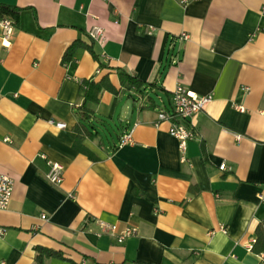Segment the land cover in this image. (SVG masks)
Returning a JSON list of instances; mask_svg holds the SVG:
<instances>
[{"label":"crops","instance_id":"0c3cea01","mask_svg":"<svg viewBox=\"0 0 264 264\" xmlns=\"http://www.w3.org/2000/svg\"><path fill=\"white\" fill-rule=\"evenodd\" d=\"M0 5L19 10L0 13L17 25L9 48L0 30V174L15 181L0 211V264H36L37 249L62 255L44 264L261 263L250 246L264 230V0ZM95 27L104 42L90 38ZM76 41L93 53L80 48L64 64ZM122 72L143 86L122 84ZM106 75L118 93L88 104L92 136L79 142L82 83ZM179 86L213 96L186 161L159 120ZM48 161L64 168L62 185L46 180ZM98 221L117 233L99 236ZM127 227L138 235L120 244Z\"/></svg>","mask_w":264,"mask_h":264},{"label":"built area","instance_id":"2783aa9c","mask_svg":"<svg viewBox=\"0 0 264 264\" xmlns=\"http://www.w3.org/2000/svg\"><path fill=\"white\" fill-rule=\"evenodd\" d=\"M198 0H181V4L188 5L191 2ZM1 30V41L2 45L6 48L11 47L12 40L17 30L16 22L12 19L6 18L0 21ZM89 36L94 41L104 42L105 32L100 27H95L89 32ZM181 40L186 41L189 39L187 34H183L180 37ZM213 101L212 95H197L191 92L183 86L177 87L174 92L173 99V109L171 112H160L159 120L170 121L171 128L169 130L170 134L175 137L180 144V150L182 153L183 161H186L185 154L188 149L189 143L197 140V132L195 119L199 114H201L206 107ZM237 110L241 113L245 112L244 107H237ZM55 126L59 129H63L64 125L61 123H55ZM237 140L240 141L242 137L240 135L236 136ZM132 141V135H125L122 139V145L127 144ZM5 142L9 143L10 139H5ZM43 159H47L45 155H41ZM50 166V171L46 176V180L56 186H60L64 182V168L52 161H48ZM221 171H226L228 169L226 164H222L220 167ZM15 189V181L7 175L0 174V211L8 210ZM260 201L264 204V194L260 195ZM101 232L99 236L104 234L115 235L118 231L116 225H109L104 221H98ZM6 234V229L0 226V239ZM138 235L137 228L127 227L116 235L118 243L122 244L128 239L136 237ZM256 241H253L250 248L253 249ZM1 264H6L5 262ZM264 264V257L261 259V263Z\"/></svg>","mask_w":264,"mask_h":264},{"label":"trees","instance_id":"16d2710c","mask_svg":"<svg viewBox=\"0 0 264 264\" xmlns=\"http://www.w3.org/2000/svg\"><path fill=\"white\" fill-rule=\"evenodd\" d=\"M19 12L16 8H10L5 5H0V13L4 14H11L16 15ZM84 48L93 53L92 46L86 45L82 43L81 41H76L72 45L68 47L66 50L62 62L64 64L70 63L73 61L75 53L78 49ZM120 79L122 84L125 82H130L132 85H134L137 89H140L143 86V82L137 79L134 75H130L128 73L122 72L120 74ZM83 88L86 91L84 103L79 108V117H80V123L79 126L76 128V132L78 133L77 141H82L86 137H91L92 133L88 131V129L85 127L84 123L89 121L91 118V115L93 112L88 108L89 103H99L100 101V95L102 91L106 90L108 92L117 94L118 89H116L110 79L109 76H104L101 80L96 79H90V80H84L82 83ZM85 131V133L81 132L82 130ZM258 239L256 243L253 246L252 251H254L257 254H262L264 251V230L260 227L258 228ZM61 258L62 255L58 252L46 250V249H37V256H36V264H44V258ZM133 264H148V263H133Z\"/></svg>","mask_w":264,"mask_h":264}]
</instances>
